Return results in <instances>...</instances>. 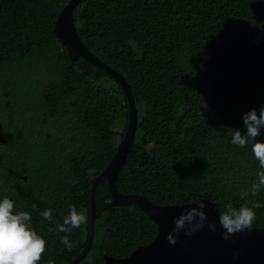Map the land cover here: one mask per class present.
<instances>
[{
	"label": "trees",
	"instance_id": "16d2710c",
	"mask_svg": "<svg viewBox=\"0 0 264 264\" xmlns=\"http://www.w3.org/2000/svg\"><path fill=\"white\" fill-rule=\"evenodd\" d=\"M68 1L0 0V200L30 213L47 241L39 264H70L85 248L93 182L129 119L118 80L83 57L71 61L57 38ZM74 22L137 105L118 191L161 207L210 200L220 213L259 201L252 227L264 229V189L240 199L258 182L259 163L250 145L231 143V129L246 132L244 114L264 106V0H84ZM111 199L107 181L99 183L94 242L79 264L127 258L157 237L138 205L111 207ZM70 205L88 219L70 234L77 246L69 252L55 227ZM46 209L51 223L40 215Z\"/></svg>",
	"mask_w": 264,
	"mask_h": 264
},
{
	"label": "water",
	"instance_id": "95a60500",
	"mask_svg": "<svg viewBox=\"0 0 264 264\" xmlns=\"http://www.w3.org/2000/svg\"><path fill=\"white\" fill-rule=\"evenodd\" d=\"M83 1H68L57 19L55 34L65 47L71 61L77 62L83 57L118 80L128 99L129 119L124 137L119 142L113 158L93 182L89 238L83 251L70 264L81 263L91 251L95 236L96 191L99 183L104 181H107L112 197L109 203L111 207L138 205L158 226V235L151 243L138 247L124 259L105 255V264H264V229L252 227L251 230L246 229L231 235L227 240L223 239L226 230L219 223L220 211L210 200L182 206L161 207L145 196L123 195L118 191L116 181L136 141L139 114L135 98L125 78L98 59L85 46L77 32L74 12ZM201 202L205 204L202 210L208 218L204 228L191 236L185 235V231L173 232L174 219L191 208H198ZM208 224H215L216 231H211ZM169 233L176 237V244H171L167 240Z\"/></svg>",
	"mask_w": 264,
	"mask_h": 264
},
{
	"label": "clouds",
	"instance_id": "9594fccd",
	"mask_svg": "<svg viewBox=\"0 0 264 264\" xmlns=\"http://www.w3.org/2000/svg\"><path fill=\"white\" fill-rule=\"evenodd\" d=\"M243 122L246 132L242 133L239 130L231 129V143L240 148L250 145L260 169L256 173L258 182H254L249 191L240 193V199L247 200L249 196L255 197L261 189H264V143L257 140L261 135V129H264V106L259 109V115L255 109L244 114ZM198 205V208H191L174 219L173 232L185 231V235L191 236L204 228L208 219L202 210L205 208V204L201 202ZM261 206L259 201H252V207L248 203H243L238 208L234 207L232 203L226 204V211L219 215V223L226 230L223 239L227 240L231 235L246 229L251 230L256 219L253 209ZM32 207L35 210L36 206ZM40 215L43 220L52 222L51 209L44 210ZM87 219L84 211H78L75 205H70L63 223L56 225L57 235L61 232L65 233L60 243L65 246L67 251L70 252L77 246L76 241L70 240V234L74 229H79L81 225L86 224ZM31 221L30 213L26 211L14 212L13 200L7 196L0 200V264H39L42 260L47 250V241L36 232ZM208 227L211 231H216L215 224H208ZM49 231L53 230L49 229ZM166 238L171 244L177 243V239L172 233H169ZM47 264H55V261L49 259Z\"/></svg>",
	"mask_w": 264,
	"mask_h": 264
},
{
	"label": "rangeland",
	"instance_id": "374dc122",
	"mask_svg": "<svg viewBox=\"0 0 264 264\" xmlns=\"http://www.w3.org/2000/svg\"><path fill=\"white\" fill-rule=\"evenodd\" d=\"M29 77H32V76H28V78H29ZM5 79H6L5 77L2 78V79L0 80V83L2 82V83L4 84L5 81H6ZM1 87H2V86L0 85V92H1ZM25 178H26V177H25Z\"/></svg>",
	"mask_w": 264,
	"mask_h": 264
},
{
	"label": "flooded vegetation",
	"instance_id": "af4514ba",
	"mask_svg": "<svg viewBox=\"0 0 264 264\" xmlns=\"http://www.w3.org/2000/svg\"><path fill=\"white\" fill-rule=\"evenodd\" d=\"M156 226H157V225H156ZM144 233H147V230L144 229ZM157 233H158V226H157ZM147 234H148V233H147ZM157 235H158V234H157ZM150 243H151V242H150ZM79 254H80V253H79ZM79 254H78V255H79ZM78 255H77V256H78ZM75 258H76V257H75Z\"/></svg>",
	"mask_w": 264,
	"mask_h": 264
}]
</instances>
